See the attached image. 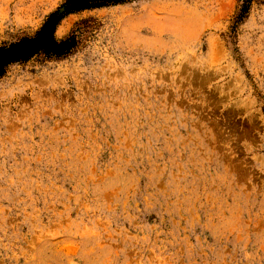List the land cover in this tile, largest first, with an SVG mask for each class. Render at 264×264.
<instances>
[{
    "label": "rangeland",
    "instance_id": "obj_1",
    "mask_svg": "<svg viewBox=\"0 0 264 264\" xmlns=\"http://www.w3.org/2000/svg\"><path fill=\"white\" fill-rule=\"evenodd\" d=\"M63 0H0V44ZM138 0L0 80V264H264V5Z\"/></svg>",
    "mask_w": 264,
    "mask_h": 264
},
{
    "label": "trees",
    "instance_id": "obj_2",
    "mask_svg": "<svg viewBox=\"0 0 264 264\" xmlns=\"http://www.w3.org/2000/svg\"><path fill=\"white\" fill-rule=\"evenodd\" d=\"M138 0H63L49 13L40 27L32 35L13 37L9 42L0 44V80L13 65H26L35 59L39 63L60 61L75 54L83 45L85 38L95 29L93 19H82L62 38L55 33L60 23L67 17L85 11L122 6ZM230 34L248 17L253 5H264V0H237Z\"/></svg>",
    "mask_w": 264,
    "mask_h": 264
}]
</instances>
